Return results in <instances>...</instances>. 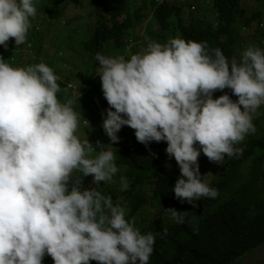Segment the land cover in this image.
<instances>
[{
  "label": "clouds",
  "instance_id": "obj_1",
  "mask_svg": "<svg viewBox=\"0 0 264 264\" xmlns=\"http://www.w3.org/2000/svg\"><path fill=\"white\" fill-rule=\"evenodd\" d=\"M209 2L193 7L195 12L208 8L189 14L190 19L206 18ZM36 15L34 0H0V46L5 49L0 53L8 60L0 57V264H42L45 255L54 264H150L155 235L142 234L125 219L126 208L98 190L119 171L115 148L134 133L146 148L166 142L165 152L180 170L175 198L193 208L201 198L216 199L219 191L205 182L209 174L201 175L198 159L203 153L211 169L226 156L243 154L237 145L256 132L257 110L264 113V49L249 46L239 59H229L207 41L176 37L163 44L147 40L137 53L135 46L148 36L132 32L125 40L137 43L125 46L122 55H95L109 107L102 126H95L108 144L97 140L93 145L75 135L79 113L73 107L86 92L76 93L69 76L42 62L20 61L43 41L35 40L40 28L31 27ZM255 22L264 25L262 19ZM32 35L34 43L25 44ZM10 40L21 46L9 49ZM225 89L233 99L227 93L213 98ZM57 93L68 101L61 103ZM89 176L95 187L85 188ZM120 184L121 191L128 190L126 177ZM164 211L176 224L185 223L186 211Z\"/></svg>",
  "mask_w": 264,
  "mask_h": 264
},
{
  "label": "trees",
  "instance_id": "obj_2",
  "mask_svg": "<svg viewBox=\"0 0 264 264\" xmlns=\"http://www.w3.org/2000/svg\"><path fill=\"white\" fill-rule=\"evenodd\" d=\"M76 1L79 0H45V6L50 8V22L62 18L66 5L72 2L76 4ZM171 1L157 5L155 0H88L87 18L92 20L93 30L90 41L85 45L86 51L91 54L86 62L88 66L85 83L92 81L95 66L98 64L95 60L96 53L113 57L119 56L121 49L124 53L125 36H131L133 29L146 21V15H151L156 20L158 28L154 38L167 41L171 37L176 38L174 35L177 33L178 37L185 40L207 41L210 49H221L229 59H239L246 41L256 43L253 36L246 39L239 32L243 27L249 28L253 22L262 19L264 9L247 15L240 0H210L212 4L207 14L213 15L210 17L216 20L213 23L208 22L204 16L190 19L189 14L194 13L192 8L201 0H184L185 5L169 3ZM256 2L264 4V0ZM33 19L35 18H31ZM34 39V35L27 37L25 44L29 41L34 43ZM122 39L123 43L121 41L120 44ZM20 46H15L14 40L8 42L9 49ZM257 47L264 49V45ZM1 48L5 50L3 46ZM96 87L97 84L91 82L88 87L91 99L87 106L93 114L101 113V109L107 105L102 92L98 95L92 92ZM225 93L233 99L234 96L228 89L215 92L213 98ZM58 95L62 97L61 94L57 93ZM59 97L58 100H61ZM258 110L253 119L256 132L247 135L237 145L243 148L242 155L226 156L220 165L212 163L213 168L209 169V160L201 153L198 159L200 173L202 176L209 174L205 182L216 188L219 195L216 199L201 198L196 202V208L187 202L181 203L172 192L180 177V170L174 158L167 156L166 142H152L146 148L137 142L135 133L132 138L124 135L121 145L115 148V164L119 171L113 182H102L98 190L106 197L111 196L114 204L125 207V219L133 222L134 227L142 234L151 232L155 235V251L150 257V264H236L264 245V113L261 114V111L259 114ZM104 112L106 116V111ZM258 127L262 130L258 131ZM103 134L104 131H100L98 127L91 136L79 139H88L93 145L99 140L107 145ZM122 176L129 182L126 191L120 190ZM91 181V176L84 178L83 186L95 187L91 185ZM167 208L186 211L185 223L176 224L165 213L164 209ZM255 208L261 210L255 213ZM194 228L198 229L197 233L193 232ZM164 229H167L166 236L163 235ZM42 264H54V261L45 255ZM90 264L97 262L90 261Z\"/></svg>",
  "mask_w": 264,
  "mask_h": 264
},
{
  "label": "rangeland",
  "instance_id": "obj_3",
  "mask_svg": "<svg viewBox=\"0 0 264 264\" xmlns=\"http://www.w3.org/2000/svg\"><path fill=\"white\" fill-rule=\"evenodd\" d=\"M41 1H44V3L41 4ZM256 1L257 0H240V4H242L243 9L246 10L247 15L254 14L258 12L259 9H264V4L260 5ZM34 3L37 8V15L35 19L31 20V27L36 28L38 26V28H40V30L37 32L35 40H38L40 37L39 42H41L42 40L43 41L39 44V50H34L32 46L29 52L25 53L21 57L20 61L22 64L30 66L42 62L49 66L54 73L59 72L64 76H69L68 83L74 84L76 86V93L86 92V94H82L83 97L79 101H77V103L73 107L74 111L79 113V121H85L86 119L89 122L86 123V128L84 130L81 129V137H83L85 135H88L91 131L98 130V127H95L97 124L99 126H102L103 118L105 116L104 111L108 109V106H104L101 109V113L93 114L87 106L91 99V94H88V87L90 86V82L99 80V77L96 76V68L98 67V64H96L94 74L92 76V81L88 82L87 84L85 83L86 71L88 66L86 62L89 61L91 57V54L86 51L85 45L90 41L91 32L93 30V22L90 18H87L89 12L88 0H79L76 1V4H74V2H72L71 4H67L63 11L62 18L60 17L53 22H50V20L48 19V10L50 8L49 6H45V0H34ZM259 6L262 7L260 8ZM207 8L208 7H202L191 15L194 14L197 16L199 12L203 13ZM263 15L264 10L262 16ZM147 16L148 15H146V21L143 22V24L137 25V27L133 29L135 32L142 33L143 31V34H146L145 36H148L147 38H145L143 45L138 44L135 46V50L137 51V53L143 52V50L147 47L148 41H155L163 44L170 39L169 38L167 41H162L161 39L154 38L153 36L156 33L158 26L156 25V20L151 15H149L148 17ZM207 16L208 17L206 18L208 22H216V20L210 18L213 17V15L209 16L207 14ZM118 20H121V17H119ZM52 24H54V26ZM255 29L256 26L255 24H253L251 27L243 30L245 33L240 30L239 34L247 39L249 35L255 34ZM122 32L123 29L120 31V35H122ZM262 34H264V28H260L257 34L258 38H256V45L252 42L250 45L244 44V50L249 46H262L263 44H261L259 41ZM59 51L63 53V56H59L58 58L51 60ZM122 52L123 49H121L120 55H122ZM131 52L132 50L127 53V56H129ZM37 53H39L40 55L37 56ZM1 55L5 62H7L8 60L5 56V53H1ZM36 57L37 59H35ZM65 64L67 65L66 67H64ZM92 92L96 95L102 92L101 82L96 89L92 90ZM59 101L61 103H66L68 100L66 97L62 96L61 100ZM260 210L261 208H255L254 212L256 213ZM236 264H264V245L256 249L251 254L246 255Z\"/></svg>",
  "mask_w": 264,
  "mask_h": 264
},
{
  "label": "bare ground",
  "instance_id": "obj_4",
  "mask_svg": "<svg viewBox=\"0 0 264 264\" xmlns=\"http://www.w3.org/2000/svg\"><path fill=\"white\" fill-rule=\"evenodd\" d=\"M156 1V3H157V5H161L162 3H164V2H166V1H170V0H155ZM210 3V2H209ZM245 10V9H244ZM192 12H195V11H192ZM244 12H246V10L244 11ZM256 13H258V12H256ZM255 14V13H254ZM262 21H264V18L262 17ZM253 24H255V26H256V29H255V32H256V34H258V32H259V30H260V28L262 29V28H264V25L261 23V22H253L252 23V25ZM252 25H250V27L252 26ZM242 26V25H241ZM36 29H38V26L36 27ZM244 29H247V28H242V32L243 33H245L243 30ZM143 32V31H142ZM175 37H178V34L177 33H175V35H174ZM262 37H264V34H262L261 35V38ZM173 38V37H172ZM121 41H122V43H123V39L122 40H120V44H121ZM259 41H260V43L261 44H263L264 45V40H261V39H259ZM137 43V41L136 40H132V39H130V40H125V43H124V46H131V45H135ZM119 45V44H118ZM106 46V45H105ZM120 48V47H119ZM125 48V47H124ZM59 53V55L60 56H63V53L61 52V51H59L58 52ZM0 57H2V55H1V53H0ZM67 65L65 64L64 65V67H66ZM91 83H96L97 84V86H99V84H100V79L98 80V81H93V82H91ZM68 84H71V83H68ZM97 88V87H96ZM57 97H59V95L57 96ZM59 98H62V97H59ZM106 106H108V104L106 105ZM109 107V106H108ZM84 125V126H83ZM86 123H85V121H79V124H78V130H77V132L75 133V135H77V137L78 138H80L81 136H82V130H84L85 128H86ZM82 129V130H81ZM258 131H261L260 130V128L258 127ZM264 132V131H263ZM259 133V132H258ZM261 138V137H260ZM132 193V192H131ZM128 194V193H127ZM130 194V193H129ZM134 195V194H133ZM151 196H149V198H150ZM156 197V196H155ZM158 197V196H157ZM147 198V197H146ZM149 198H148V200H149ZM140 200V199H139ZM145 204V203H144ZM181 207V206H180ZM161 208V207H160ZM158 209V208H157ZM162 210V209H161ZM160 211V210H159ZM163 212V211H162ZM161 215V214H160ZM168 215V214H167ZM186 230H187V228H186ZM187 232V231H186ZM188 233V232H187ZM191 236H192V234H191ZM179 237V236H178ZM178 237H176V239H178ZM185 237V236H184ZM187 237V236H186ZM185 237V238H186ZM170 238H173V237H170ZM184 238V239H185ZM171 240V239H170ZM183 240V239H182ZM181 241V240H180ZM184 241H187V240H184ZM177 242H178V240H177ZM183 242V241H182ZM174 243V242H173ZM179 243V242H178ZM188 243V242H187ZM186 244V243H185ZM189 244V243H188ZM189 245H191V244H189ZM168 246H169V244H168ZM172 246V245H171ZM183 246H185V245H183ZM182 246V247H183ZM186 246H188V245H186ZM170 247V246H169ZM167 249V248H166ZM179 249V248H178ZM184 250V249H183ZM186 250V249H185ZM169 252V251H168ZM172 252V251H171ZM187 253V252H186ZM178 254V253H177ZM172 255H174V252H173V254ZM184 255V254H183ZM171 256H169V258H170ZM179 258V257H178ZM168 259V258H167ZM166 259V260H167ZM175 259V258H174ZM169 261V260H168ZM185 262V261H184Z\"/></svg>",
  "mask_w": 264,
  "mask_h": 264
}]
</instances>
